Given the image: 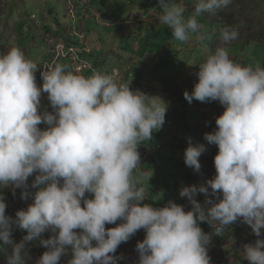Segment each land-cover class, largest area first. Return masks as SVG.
Listing matches in <instances>:
<instances>
[{
  "label": "clouds",
  "instance_id": "9594fccd",
  "mask_svg": "<svg viewBox=\"0 0 264 264\" xmlns=\"http://www.w3.org/2000/svg\"><path fill=\"white\" fill-rule=\"evenodd\" d=\"M62 1L78 30L69 24L63 36L60 31L46 36L55 56L50 64L39 66L20 46L0 52V251L12 248L6 264H28L26 246L34 239L47 249L35 264H61L69 255L67 264H120L125 257L116 255L117 249L140 230L145 237L136 244L135 264H211L213 236H223L237 222L248 225L257 237L242 245L243 259L264 264V65H243L230 57L224 45L240 34L228 20L223 21V28L229 27L221 31V44L210 51L203 42L211 36L197 19L215 16L232 0H195L190 15H185L184 0L153 1L172 39L188 42L198 34L206 53L198 64L187 63L198 66L197 83L184 98L189 103L218 102L224 109L215 119V130L203 137L218 148L216 174L202 186H184L179 192L191 205L188 211L174 201L163 207L145 203L150 191L139 179L145 173L134 175L141 158L153 156L147 143L154 133L172 125L174 116L168 111L173 105L133 89L142 80L136 56L133 63L122 59L123 70L110 69L105 56L101 70L88 62L92 69L74 71L71 55L85 62L86 54L95 56L96 44L82 22L94 1ZM94 15L98 23L115 26L106 24L99 12ZM37 40H31L30 48ZM44 96L51 111L42 106ZM172 141L168 132L166 144L170 147ZM206 150L189 137L184 169L198 172L207 163L202 162ZM8 188L12 199L19 193L21 200L32 201L16 211L15 218L6 215L3 190ZM199 194L205 196L203 204L196 199ZM204 222L211 233L200 227ZM14 228L27 233L20 243L12 238ZM45 233L50 237L43 238Z\"/></svg>",
  "mask_w": 264,
  "mask_h": 264
},
{
  "label": "rangeland",
  "instance_id": "374dc122",
  "mask_svg": "<svg viewBox=\"0 0 264 264\" xmlns=\"http://www.w3.org/2000/svg\"><path fill=\"white\" fill-rule=\"evenodd\" d=\"M9 1L0 0V16L5 13L9 15V21L5 17H0V52H6L9 48L16 47L18 42L17 36L19 37V43L20 41L22 42L23 36L31 40L38 39L41 35L48 36L49 34H43L44 31L48 30L45 29L46 26L51 28L50 34L54 35L60 31L63 36L65 27L69 26V24L74 30H78V24L72 23L71 16L67 14L65 3L62 0H12L8 12ZM142 3L138 0H94L93 6L92 4L90 5V16L82 18V22L88 25L84 32L87 35L94 36V44L101 50L98 55L107 57L110 69L119 68L123 70L122 59H127L128 62L133 63V61L136 62V57H138V64L135 68L139 72L142 80L140 84L137 81L133 89H140L149 95L161 97L168 104L176 103V106H180L181 102L179 98L181 99V96L176 93V86L170 81V77L180 84L188 81L194 86L197 83V78L194 73L198 71V66H189L187 63L198 64L206 55L202 50L203 46L201 42L196 39L198 34H193L192 41L190 40L188 42H178L172 39L175 43H182V45L173 46L171 45L170 38L168 37L166 39L165 34L156 39L150 38L148 40L140 37V47L138 49L134 47L136 53H133V56V54L121 49L128 41V50H133V28H135L133 24L128 27L130 30L129 36L125 38V32H118L120 28L98 23L94 15L95 11L99 12L104 6L107 8L104 11V22L106 24L115 23L117 25L118 20L123 22L130 18V14L133 11V4H140L142 7ZM31 16H35L36 19L32 21L30 19ZM151 18L154 24L157 25L158 21L156 18ZM198 20L205 25L208 34L211 36L210 40L203 42L208 46L210 51H214L221 44V31L225 27H229V25H225L223 28V23H219V21L226 22L228 20L232 23V27L238 28L240 34L237 40L224 45L228 49L230 57L243 65H255L258 62L264 61V46L259 43H247L259 38L264 32V0H232V3L228 7L219 10L215 16L209 15L208 18L206 14H203L198 17ZM4 22H10V24L2 27V23ZM43 22H46V24ZM13 23L17 25V34H15L13 29ZM140 27L143 26H139L136 29ZM100 35L101 39H98ZM170 37H172V34ZM22 45L30 48V45H27L25 41L22 42L20 48H24ZM76 48H80V45L77 44ZM140 50L144 51L145 54L139 52ZM34 51L40 52L38 50ZM34 51L32 50L31 54ZM168 55L171 58L165 57ZM31 57L33 55H30L29 58ZM33 60L41 67L51 63L48 59L41 62L35 59ZM59 63L66 65L69 69V65L65 60H61ZM175 65L180 67L177 70H171V74L165 69V67L173 68ZM37 73V82L42 85L41 77ZM190 89L192 91L193 87ZM192 104L197 106L199 111L202 112V120L200 119V122H194V118L198 114L192 113L189 116V120L190 124L193 125L189 129L187 126L182 125L181 116L175 111L172 125H166L164 129L154 133L151 141L146 142L152 147L153 158H150L149 155L148 159L141 158V166L134 173V175L145 173V175H139V179L150 191L149 199L145 203L153 204L156 207H163L169 201H174L184 206L185 198H181L179 195L181 188L197 185L193 180L187 178V171L182 166L184 162V151L188 146V138L191 137L194 144L202 143L205 145L204 135L202 133H204L206 125L215 122L216 117L221 115L224 109L217 111L221 107L218 102L206 104L193 100ZM42 106L48 107V110L51 111L49 102L45 96L42 97ZM182 110L180 108V113ZM168 132L173 137L170 147L166 144ZM155 141H159L163 148L158 149ZM208 161H210L209 158L207 159ZM30 190L35 191L34 189ZM3 192L8 205L6 215L12 216L13 218H15L16 211L26 209L28 204L32 203L31 200H21L19 193H16V196L12 199L10 197L12 195L11 188L4 189ZM196 199L200 202L199 198L196 197ZM256 239L257 237L252 234V230L248 226L231 242H228V245L235 248L233 251L226 250L225 255L220 256L223 260L219 264H231L236 260H240L238 259L239 257L243 259L242 245L254 242ZM139 241L142 240L140 239ZM135 248L133 245V251L137 254L138 259V253ZM243 262V264H248V261L244 259ZM62 264L67 263L63 262Z\"/></svg>",
  "mask_w": 264,
  "mask_h": 264
},
{
  "label": "trees",
  "instance_id": "16d2710c",
  "mask_svg": "<svg viewBox=\"0 0 264 264\" xmlns=\"http://www.w3.org/2000/svg\"><path fill=\"white\" fill-rule=\"evenodd\" d=\"M154 0H145V2L142 4V6L144 8H147L149 4H154L153 3ZM2 17H6V15H2L0 16ZM116 26V24H115ZM129 34H127V36L125 35V38L128 37ZM171 42H174L172 40V37H169ZM147 43V42H146ZM247 43H259L262 44L264 46V32L261 34V36L259 38H256L255 40H251ZM141 42H139V40L137 38L133 39V50L129 51L128 50V41L126 44H124L121 49L123 51H126L128 53H136L134 51V47H140ZM31 45V43H30ZM135 47V48H136ZM142 52L143 54L144 51H139ZM66 55L68 58V51H66ZM55 57V56H53ZM166 58H171L170 55L165 56ZM34 59V55L33 57H31ZM95 56L89 54H86L85 60L89 63H91L93 66L95 65V63L93 62L95 60ZM68 63V62H66ZM261 65H264V61L263 62H258ZM69 65V64H68ZM180 66L175 65L173 66V68H168L165 67V69L171 74V70H177V68H179ZM164 69V70H165ZM170 81L173 82V85H175L177 91L176 93H178L181 96V105L179 106L180 108H182L183 110V115L180 117L182 120V125L183 126H187V128H191L192 125L190 124V120H189V116L192 113H197L198 116L194 118V122H200L199 120H202V112L199 111V108L197 106H194L192 103H189L185 98H184V92L188 91L189 93H191V87H193V85H191L188 81L184 82L183 84H180L178 81H175L174 79H172L170 77ZM128 82V81H127ZM162 82L164 83V80L162 79ZM191 82V81H190ZM173 107L178 108V106H176V103L172 104ZM213 107V106H212ZM222 107V106H221ZM217 109V111H220L223 109L222 108ZM201 110V109H200ZM216 125L215 122L212 123H208L206 125L205 131L203 133V135L205 133H211L215 130ZM205 141V140H204ZM205 147H206V157H202V162H206V160L209 158L210 161H208L207 163H205L204 165H201V169L197 172L194 171L192 168L186 169V176L187 178H189L190 180H193L197 186H202L206 183L207 180L211 179L214 177L215 173V167H214V157L218 152V148L215 145H209L207 141H205ZM200 160V159H199ZM201 161V160H200ZM201 164V163H200ZM185 167V165H183ZM197 198H199L200 203H204L205 201V196L204 194H199L197 196ZM185 210H191V205L189 204L187 198H185ZM119 223V222H118ZM107 226V225H106ZM116 225H109L107 228H112L115 227ZM200 227L204 230L205 233H211L213 231V229L206 223H201ZM248 227V225L243 224V223H239L237 222L236 224L230 226L229 228L225 229L223 236H213L212 238V243L209 247V256L211 257V264H219L223 259L220 258V256L225 255V251H233L235 247L228 245V242H231L241 231H243L244 229H246ZM27 233L25 231H21L19 229L14 228L13 229V240L16 243H20L21 240L23 239V236L26 235ZM50 233H45L43 238L47 239L50 237ZM145 237V233L143 230H140L137 232V234L135 236H133L127 243H123L120 245V247L117 249V253L116 255H120L123 254L125 259L120 261V264H135L136 260H137V254L133 251V245L136 247L137 242L141 239L143 240ZM2 243V242H0ZM134 243V244H133ZM29 256L31 257V259L28 260V264H35L36 260L43 254V252L47 251V249L39 246V240L38 239H34L33 241L29 242L28 245L26 246ZM12 254V248L10 246H4V250L0 251V264H6V257ZM70 255L66 256V257H62L61 260V264L67 263L68 259H70ZM238 259L240 260H236L231 264H243V259L242 257H239Z\"/></svg>",
  "mask_w": 264,
  "mask_h": 264
},
{
  "label": "crops",
  "instance_id": "0c3cea01",
  "mask_svg": "<svg viewBox=\"0 0 264 264\" xmlns=\"http://www.w3.org/2000/svg\"><path fill=\"white\" fill-rule=\"evenodd\" d=\"M94 1V0H93ZM122 1H127V0H122ZM140 1V3H142L143 0H138ZM179 1V0H177ZM145 2V0L143 1V3ZM194 2L195 0H187V2L185 4L186 6V13L185 15H190L193 11L194 8ZM142 3V4H143ZM154 4H149L147 8H144L143 6L141 7L140 4H133V11L130 14V18H128L127 20L121 22V20H118V24L115 26V28H120L118 32H125L126 36L127 34H129V29L128 27L133 24V39L137 38L139 40L140 37L144 38V40H148L150 38L152 39H156L158 37H160L161 35L165 34L166 39L168 37H170V35L172 34L171 30L167 28V26L160 24L159 22V12L161 11V9L158 7V2H153ZM94 4V2H93ZM92 4V6H93ZM91 6V8H92ZM152 6V7H150ZM107 10L106 7L103 6V9L99 11V13L104 17L105 13L104 11ZM95 13H97L95 11ZM148 14V15H147ZM145 16V17H144ZM149 16V18L147 19V17ZM206 16L209 18V15L206 14ZM156 18V20L158 21V24L155 25L153 22V19L151 18ZM6 18L9 19V15L6 16ZM147 19V20H146ZM198 19V18H197ZM15 22V20H14ZM46 24V22H43ZM219 23H223V21H219ZM139 26H143L140 27L138 29H136ZM88 25H85V30L87 29ZM45 29H48L46 31L43 32V34H49L51 32V28L49 26H46ZM82 30V29H81ZM138 31V32H136ZM150 35V36H149ZM152 36V37H151ZM90 42L93 43L94 45V36L88 35ZM45 39H46V35H41L40 38H38V40L36 42H33L34 47H26L23 46L24 48L22 49L24 51V53L27 55V57L29 58L30 55H34V59L37 61H46L54 60L53 54L50 52V50L48 49L46 43H45ZM98 39H101V35L98 37ZM25 41V43L27 45L30 44L31 40L27 37L22 38V42ZM192 41V40H191ZM22 42L20 41L17 42L16 47L21 46ZM171 45H182V43H175V42H171ZM137 46V45H136ZM135 46V47H136ZM136 49H138V47H136ZM34 50H38L40 52H33L31 54V51ZM141 51V50H140ZM161 51V49H160ZM101 52L100 48H98V46L96 45V55H95V60L93 61L95 63L94 68L96 67V69L98 68L99 70H101L103 63L101 62V60L105 59L104 55H98ZM40 75V71H38V73ZM180 101H182L179 98ZM176 111V113L181 116L183 115V112L181 111L180 113V107L178 106V108L174 107L169 109V113L171 115L174 114V112ZM174 116V115H173ZM153 158V156H151Z\"/></svg>",
  "mask_w": 264,
  "mask_h": 264
},
{
  "label": "built area",
  "instance_id": "2783aa9c",
  "mask_svg": "<svg viewBox=\"0 0 264 264\" xmlns=\"http://www.w3.org/2000/svg\"><path fill=\"white\" fill-rule=\"evenodd\" d=\"M70 58L73 60V68H78L79 70H89L92 69V65L85 61H79V58L77 55H71Z\"/></svg>",
  "mask_w": 264,
  "mask_h": 264
},
{
  "label": "bare ground",
  "instance_id": "6f19581e",
  "mask_svg": "<svg viewBox=\"0 0 264 264\" xmlns=\"http://www.w3.org/2000/svg\"><path fill=\"white\" fill-rule=\"evenodd\" d=\"M94 70H99L98 68L96 69V67L95 68H93ZM73 70L75 71V70H78L79 72H80V74H82V72H84V70H79L78 68H73ZM222 108V107H221Z\"/></svg>",
  "mask_w": 264,
  "mask_h": 264
}]
</instances>
